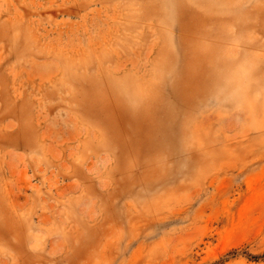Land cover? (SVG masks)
<instances>
[{"label":"rangeland","instance_id":"rangeland-1","mask_svg":"<svg viewBox=\"0 0 264 264\" xmlns=\"http://www.w3.org/2000/svg\"><path fill=\"white\" fill-rule=\"evenodd\" d=\"M264 0H0V264H264Z\"/></svg>","mask_w":264,"mask_h":264},{"label":"trees","instance_id":"trees-1","mask_svg":"<svg viewBox=\"0 0 264 264\" xmlns=\"http://www.w3.org/2000/svg\"><path fill=\"white\" fill-rule=\"evenodd\" d=\"M254 261H264V252L260 256H251Z\"/></svg>","mask_w":264,"mask_h":264}]
</instances>
